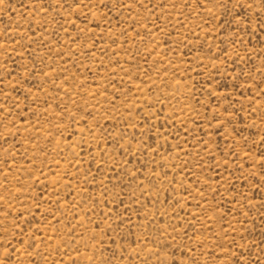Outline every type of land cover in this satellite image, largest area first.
I'll list each match as a JSON object with an SVG mask.
<instances>
[{"label": "rangeland", "instance_id": "obj_1", "mask_svg": "<svg viewBox=\"0 0 264 264\" xmlns=\"http://www.w3.org/2000/svg\"><path fill=\"white\" fill-rule=\"evenodd\" d=\"M0 264H264V0H0Z\"/></svg>", "mask_w": 264, "mask_h": 264}]
</instances>
